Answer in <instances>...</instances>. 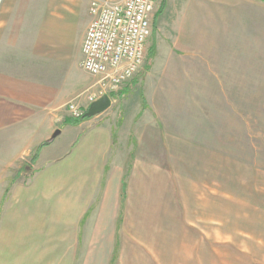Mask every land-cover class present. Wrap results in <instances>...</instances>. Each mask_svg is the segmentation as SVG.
Listing matches in <instances>:
<instances>
[{
	"label": "crops",
	"instance_id": "obj_1",
	"mask_svg": "<svg viewBox=\"0 0 264 264\" xmlns=\"http://www.w3.org/2000/svg\"><path fill=\"white\" fill-rule=\"evenodd\" d=\"M89 2L0 0V264H147L156 199L176 194L160 182L185 145L215 147L216 99L227 123L264 114V0H164L141 90L135 77L104 113L63 125L96 91L69 87Z\"/></svg>",
	"mask_w": 264,
	"mask_h": 264
},
{
	"label": "rangeland",
	"instance_id": "obj_2",
	"mask_svg": "<svg viewBox=\"0 0 264 264\" xmlns=\"http://www.w3.org/2000/svg\"><path fill=\"white\" fill-rule=\"evenodd\" d=\"M157 3L161 6L162 0ZM81 18L83 25L74 34L77 42L84 30ZM71 59L76 64L80 55L73 52ZM149 63L147 54L133 82L140 84L139 90ZM152 64L159 83V61ZM96 83V78L74 70L69 87L74 92ZM223 108V99L217 98L215 116H209L210 128L213 118L216 125L215 147L185 145L183 162L168 164L173 177L160 183H167L170 192L175 186L176 194L156 199L162 208L151 236L160 237L143 244L152 247L147 264H264V114L249 106L247 115L231 116L227 123Z\"/></svg>",
	"mask_w": 264,
	"mask_h": 264
},
{
	"label": "built area",
	"instance_id": "obj_3",
	"mask_svg": "<svg viewBox=\"0 0 264 264\" xmlns=\"http://www.w3.org/2000/svg\"><path fill=\"white\" fill-rule=\"evenodd\" d=\"M157 4V0H90L81 68L97 79L96 91L84 101L69 102V118H81L91 104L105 95L110 98L139 74L147 58Z\"/></svg>",
	"mask_w": 264,
	"mask_h": 264
},
{
	"label": "trees",
	"instance_id": "obj_4",
	"mask_svg": "<svg viewBox=\"0 0 264 264\" xmlns=\"http://www.w3.org/2000/svg\"><path fill=\"white\" fill-rule=\"evenodd\" d=\"M163 5H164V0H162V3H161V6L158 10V14H161L162 13V8H163ZM155 53V47L154 45H152L150 48H149V51H148V57H149V60L153 57ZM127 93V90L126 91H121V92H118L116 94H113L112 96H110L111 98L112 97H116L117 99L118 98H121L122 96H124L125 94ZM91 119L90 117H85V114L81 117V118H78V119H72V118H68L67 120H65V122L63 123V125H69V126H77L79 125L81 122L85 121V120H89ZM51 144V140L50 141H47L43 144H41L35 151L33 157L31 158V162L33 163L36 158L38 157L40 151L49 146ZM12 185V184H11ZM8 192V190H7Z\"/></svg>",
	"mask_w": 264,
	"mask_h": 264
},
{
	"label": "water",
	"instance_id": "obj_5",
	"mask_svg": "<svg viewBox=\"0 0 264 264\" xmlns=\"http://www.w3.org/2000/svg\"><path fill=\"white\" fill-rule=\"evenodd\" d=\"M110 106H111L110 98L107 95H105L90 105L88 111L85 113V117L93 118L107 111L110 108ZM58 135L59 132L57 131L53 135L52 139L56 138Z\"/></svg>",
	"mask_w": 264,
	"mask_h": 264
}]
</instances>
